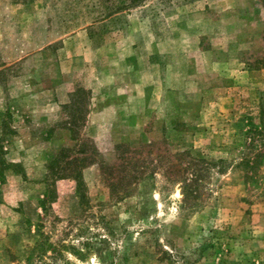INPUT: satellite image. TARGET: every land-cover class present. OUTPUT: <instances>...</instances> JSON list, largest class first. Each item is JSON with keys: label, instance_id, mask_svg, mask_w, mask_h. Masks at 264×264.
Returning a JSON list of instances; mask_svg holds the SVG:
<instances>
[{"label": "rangeland", "instance_id": "1", "mask_svg": "<svg viewBox=\"0 0 264 264\" xmlns=\"http://www.w3.org/2000/svg\"><path fill=\"white\" fill-rule=\"evenodd\" d=\"M110 6L0 0V264H264V0Z\"/></svg>", "mask_w": 264, "mask_h": 264}, {"label": "trees", "instance_id": "2", "mask_svg": "<svg viewBox=\"0 0 264 264\" xmlns=\"http://www.w3.org/2000/svg\"><path fill=\"white\" fill-rule=\"evenodd\" d=\"M111 3V8L110 10H114L116 12L119 11H128L130 9L136 8L138 6H140L141 4H143L144 2H146L147 0H109ZM257 65H259L260 67L264 68V49H263V55L262 57H260L256 62ZM179 159H177V163H170L166 172H165V178H167V181L169 183H174V184H180V188H181V194H182V202L184 204H186L187 202H192V204H195L199 197H200V192H201V185H200V181H202V174L205 173L206 171H208L207 168H209L208 166H211L210 163H207L203 160H196L194 158H191L189 152L185 151L182 154L179 153ZM189 157L191 158V160H185L186 162H184L181 158L183 157ZM75 160H77V158H72L70 159V162H68L67 164H70L72 161L74 162ZM11 167V164H7L3 159H2V149L0 148V184L3 183L4 181V176L3 173L4 171L8 168ZM190 168L195 169V171H192ZM178 170V176L174 174L175 170ZM189 170H191V176L192 178L190 180H188L186 177V175L189 174ZM130 172L134 173V171L132 169H130ZM201 173V176H200ZM51 174L55 175L56 174V170H54V168H51ZM57 176L61 177L64 175L60 174H56ZM67 175V174H66ZM200 176V177H199ZM73 178L77 179L76 176H73ZM78 188V185H77ZM51 192V190H49V193ZM48 199V197H47ZM46 199V200H47ZM43 201V205L46 202ZM188 204V203H187Z\"/></svg>", "mask_w": 264, "mask_h": 264}]
</instances>
